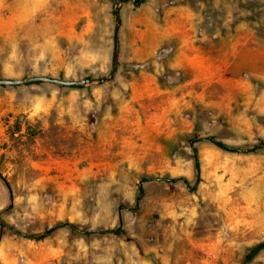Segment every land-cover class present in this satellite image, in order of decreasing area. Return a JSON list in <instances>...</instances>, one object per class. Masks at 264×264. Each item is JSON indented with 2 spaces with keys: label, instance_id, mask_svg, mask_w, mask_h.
Masks as SVG:
<instances>
[{
  "label": "rangeland",
  "instance_id": "obj_1",
  "mask_svg": "<svg viewBox=\"0 0 264 264\" xmlns=\"http://www.w3.org/2000/svg\"><path fill=\"white\" fill-rule=\"evenodd\" d=\"M34 75L91 82L0 84V264H264V0H0Z\"/></svg>",
  "mask_w": 264,
  "mask_h": 264
},
{
  "label": "water",
  "instance_id": "obj_2",
  "mask_svg": "<svg viewBox=\"0 0 264 264\" xmlns=\"http://www.w3.org/2000/svg\"><path fill=\"white\" fill-rule=\"evenodd\" d=\"M124 0H116L117 3H120ZM133 2H138L139 0H131ZM115 28H114V45H115V50L113 54V63H112V68H111V73L110 76L105 78V79H99L97 80L98 83L104 82L112 78L115 74L116 71V62H117V51H116V44H117V34H118V16H115ZM37 81H45V82H50V83H55V84H60V85H66V86H73L76 84H85L88 82H91L90 79H80V80H71V79H63V78H58V77H53L49 75H34L29 78H23V79H15V78H0V84L1 85H20V84H29Z\"/></svg>",
  "mask_w": 264,
  "mask_h": 264
},
{
  "label": "trees",
  "instance_id": "obj_3",
  "mask_svg": "<svg viewBox=\"0 0 264 264\" xmlns=\"http://www.w3.org/2000/svg\"><path fill=\"white\" fill-rule=\"evenodd\" d=\"M204 139L211 141L212 143H214L216 146H218L221 149L228 150V151H240L238 148L231 146V145H228V144L224 143L222 140H220L214 136H206ZM261 145L264 146V143H262ZM60 225H69V226L73 227V224H71L70 222H62V223H60ZM263 247H264V241H261L258 244L254 245L252 247V249L246 254L245 258L246 259L252 258Z\"/></svg>",
  "mask_w": 264,
  "mask_h": 264
}]
</instances>
